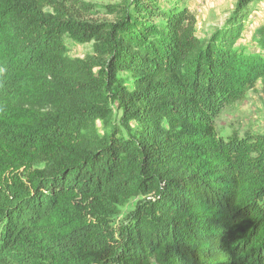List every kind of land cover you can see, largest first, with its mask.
<instances>
[{
    "label": "trees",
    "instance_id": "16d2710c",
    "mask_svg": "<svg viewBox=\"0 0 264 264\" xmlns=\"http://www.w3.org/2000/svg\"><path fill=\"white\" fill-rule=\"evenodd\" d=\"M262 2L204 42L184 0H123L111 24L0 0V264H264V137L214 126L264 81V28L237 46Z\"/></svg>",
    "mask_w": 264,
    "mask_h": 264
},
{
    "label": "rangeland",
    "instance_id": "374dc122",
    "mask_svg": "<svg viewBox=\"0 0 264 264\" xmlns=\"http://www.w3.org/2000/svg\"><path fill=\"white\" fill-rule=\"evenodd\" d=\"M123 0H43V11L50 16L72 17L77 22L88 24H111L117 16L111 10ZM188 10L196 19L195 31L201 41H207L223 24L233 11L237 0H184ZM264 28V2L256 5L245 24L241 39L237 42L239 48L247 52H255L259 33ZM68 56L72 59H83L92 53V44L79 45L65 38ZM122 77V75H119ZM117 117L105 125H98L99 133H109L112 123L117 126ZM218 136L224 140L235 136L243 138L250 136L264 137V81L258 82L246 93L244 98L224 107L214 120ZM138 199L131 200L121 209L115 218L116 224L123 223L127 214L131 213Z\"/></svg>",
    "mask_w": 264,
    "mask_h": 264
}]
</instances>
